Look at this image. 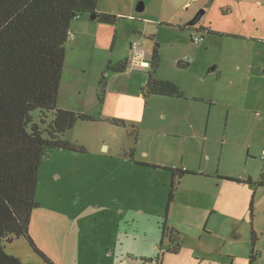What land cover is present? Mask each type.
Instances as JSON below:
<instances>
[{
  "label": "rangeland",
  "instance_id": "1",
  "mask_svg": "<svg viewBox=\"0 0 264 264\" xmlns=\"http://www.w3.org/2000/svg\"><path fill=\"white\" fill-rule=\"evenodd\" d=\"M140 1L146 9L135 10V18L120 15L116 24L101 26L110 29L88 28L66 44L57 106L94 120L81 119L65 134L85 150L55 148L40 165L30 235L48 259L26 237L4 244L28 264H158V257L160 264H250L254 229L259 254L253 264H264V184H258L264 115L253 113L245 95L223 94L230 88L228 70L220 81L219 72L209 71L216 62L228 64L237 50L218 31L231 22L210 4H198L195 14L207 11L201 24L213 29L205 32L186 22L171 24L164 0ZM86 19L88 14L74 19L72 30L84 28ZM203 34V42L192 41ZM131 40L141 43L150 61L158 47L156 76L178 84L184 96L147 97L142 89L151 67L126 74L108 68L125 60ZM180 59L191 62L180 65ZM32 116L41 121L40 109ZM53 117L48 112V124ZM245 170L255 178L251 186L223 178ZM177 232L182 246L173 252Z\"/></svg>",
  "mask_w": 264,
  "mask_h": 264
},
{
  "label": "trees",
  "instance_id": "2",
  "mask_svg": "<svg viewBox=\"0 0 264 264\" xmlns=\"http://www.w3.org/2000/svg\"><path fill=\"white\" fill-rule=\"evenodd\" d=\"M98 4L99 0H0V264H28L5 250V242H13L19 237H26L34 249L48 259L30 235L38 172L43 156L55 148L85 150L65 139V134L79 120H94V117L58 107L57 100L72 21L86 14L103 24L114 25L120 19L109 12H98ZM197 20L198 17L194 22ZM202 29L212 32L209 28ZM160 61L159 49L155 47L149 80L142 89L143 93L147 97L184 96L178 84L156 76ZM179 64L183 65V62ZM127 67V60L108 66L116 72H124ZM105 81L106 75L101 83L105 84ZM99 100L103 101L102 94ZM38 109L42 113L41 121L34 120L32 116V112ZM50 111L54 117L48 124ZM113 121L126 125L121 119ZM133 125L138 139V127ZM127 155L135 158V146ZM176 170L172 175L173 186L178 174ZM178 172L180 175L188 173L181 169ZM223 178L242 181L228 175ZM262 179L259 185L264 184ZM248 183L254 182L249 180ZM175 239L177 244L169 250L179 252L182 244L178 232ZM257 239V232L253 229L250 264L259 254ZM157 263H161L160 257Z\"/></svg>",
  "mask_w": 264,
  "mask_h": 264
},
{
  "label": "crops",
  "instance_id": "3",
  "mask_svg": "<svg viewBox=\"0 0 264 264\" xmlns=\"http://www.w3.org/2000/svg\"><path fill=\"white\" fill-rule=\"evenodd\" d=\"M143 4V10H138L137 5ZM198 4L202 6H209L214 8L215 12L220 15L222 20L229 21L227 26H222L218 29L220 35L229 36L230 41H232V48L236 47L237 50H232L233 54L229 55V60L226 61V65H219L218 62L211 67L209 71H217L218 78L220 81L223 73H231V77L228 80L230 83V88L225 87L223 94L230 97H242L245 95L247 101L253 105V113L256 116L264 115V0H164L163 10L165 12L171 13V19L175 20L170 21L171 24L181 25L183 22H186V25L189 26V22L193 21L198 17L197 22H194L192 25L195 27L209 28L210 26H204L201 24L203 19V14L207 11L201 12V10L196 13V7ZM216 4V6H215ZM209 8V7H208ZM146 9V4L140 0H99L97 6L98 12H109L110 14H115L120 17V15L130 14V18L134 17V11L143 12ZM120 20V19H119ZM84 28L75 27L76 30H72V38H76L77 32L79 36L86 33L87 29L93 30H105L109 27H104L101 29L103 23H97L92 19H86L84 22ZM117 23V22H116ZM191 25V26H192ZM110 29V28H109ZM134 31H140L138 26H135ZM141 33V31H140ZM88 34V31H87ZM203 40L205 35L203 34ZM221 38V37H216ZM75 40V39H74ZM130 47L125 55V60L128 61V67L123 72L126 74L129 70L134 71L135 67L148 68L150 67V59H146L145 51H143V58L141 61L133 62L131 60L132 49L131 43ZM201 42V41H200ZM199 42V43H200ZM195 43V42H194ZM210 40L208 39L207 45L209 46ZM198 44V43H196ZM114 46V43H113ZM234 46V47H233ZM132 50V51H131ZM131 54V55H130ZM124 57L120 58L121 61L124 60ZM183 59V58H182ZM182 59H180L182 61ZM142 62H145L142 64ZM191 61L185 63L189 64ZM184 64V65H185ZM131 71V72H132ZM122 74V75H123ZM121 76L117 79L116 82H119ZM162 80V79H161ZM115 83V82H114ZM120 87H124L123 85ZM216 96L215 91L212 92V96ZM173 99H178L180 97H172ZM215 98V97H214ZM169 100V99H168ZM175 101V100H169ZM195 101V100H192ZM249 151H251L252 145L247 146ZM136 153V147H135ZM248 171V170H245ZM248 174H252L248 171L247 174H225L228 176H234L240 178L242 181H233L241 183L243 186H251L252 183H248L249 180L255 182L254 176L247 178ZM228 180V179H227ZM8 252H11L6 248ZM11 254H13L11 252Z\"/></svg>",
  "mask_w": 264,
  "mask_h": 264
},
{
  "label": "built area",
  "instance_id": "4",
  "mask_svg": "<svg viewBox=\"0 0 264 264\" xmlns=\"http://www.w3.org/2000/svg\"><path fill=\"white\" fill-rule=\"evenodd\" d=\"M203 36L202 35H195L193 38V41L195 43H199L200 41H202ZM131 48H132V56H131V60L133 62L136 61H141V59L143 58V51H142V47H141V43L137 40H134L131 43ZM145 62H142V64H144Z\"/></svg>",
  "mask_w": 264,
  "mask_h": 264
},
{
  "label": "water",
  "instance_id": "5",
  "mask_svg": "<svg viewBox=\"0 0 264 264\" xmlns=\"http://www.w3.org/2000/svg\"><path fill=\"white\" fill-rule=\"evenodd\" d=\"M143 6H144L143 4H139V5H137V9L141 11V10H143ZM193 23H194V20L189 22V25H192ZM35 205H37V204H35Z\"/></svg>",
  "mask_w": 264,
  "mask_h": 264
}]
</instances>
